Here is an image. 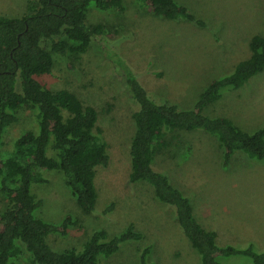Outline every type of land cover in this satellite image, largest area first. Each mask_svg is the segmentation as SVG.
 <instances>
[{
    "label": "rangeland",
    "instance_id": "374dc122",
    "mask_svg": "<svg viewBox=\"0 0 264 264\" xmlns=\"http://www.w3.org/2000/svg\"><path fill=\"white\" fill-rule=\"evenodd\" d=\"M203 26L187 20L155 17L134 0H123V12H100L90 6L88 26L102 25L77 61L54 55L50 75L40 81L51 91L67 90L98 113L96 125L108 145L109 164L99 168L95 210L85 216L76 206L58 172H46L47 183L36 188L43 206L38 215L59 223L67 215L77 220L66 236L51 234L55 251L79 248L95 230L109 236L129 224L142 240L124 243L103 264H134L149 248L151 264H198V254L180 230L175 211L154 197L143 182L129 183V145L135 133L132 114L136 105L126 85L131 71L158 103L192 109L210 82L230 75L250 56L249 42L264 37V0H175ZM27 0H0V15L22 16ZM203 114L225 118L246 133L264 126V71L242 87H227ZM31 112L6 130L4 147L26 130H35ZM169 150L158 153L157 171L189 198L194 216L206 230L216 233L217 245L244 249L252 245L264 252V161L235 152L223 167L216 139L202 131L177 132ZM111 209H108V208ZM223 264H252L248 258L220 259ZM17 264H29L20 260Z\"/></svg>",
    "mask_w": 264,
    "mask_h": 264
},
{
    "label": "trees",
    "instance_id": "16d2710c",
    "mask_svg": "<svg viewBox=\"0 0 264 264\" xmlns=\"http://www.w3.org/2000/svg\"><path fill=\"white\" fill-rule=\"evenodd\" d=\"M134 1L155 17L203 26L175 0ZM90 6L100 12L124 9L123 0H27L22 16L0 15V150L6 130L19 121L22 113L31 112L36 127L16 137L9 150L0 151V264H17L20 260L29 264H103L124 243L143 238L129 224L118 235L95 230L79 248L55 251L47 237L66 236L77 220L67 215L55 224L38 215L43 201L35 190L47 183L44 173L58 172L78 209L91 216L98 199L97 170L109 164L108 145L96 125L97 111L73 93L51 91L40 81L51 74L54 55L77 61L92 40L105 33L102 25L86 24ZM249 51L247 60L237 64L230 75L210 82L187 111L151 99L136 76L125 70L126 85L136 105L128 181L146 183L156 200L174 209L180 230L198 254V264H223L220 259L234 256L264 264V252H256L252 245L244 249L218 246L216 233L202 228L189 198L155 169L154 161L160 151L169 150L177 132L192 131L216 139L223 167L238 151L264 161V126L246 133L228 119L203 114L207 106L220 99L224 88L237 90L264 71V37H252ZM149 251L142 250L134 264H151Z\"/></svg>",
    "mask_w": 264,
    "mask_h": 264
}]
</instances>
